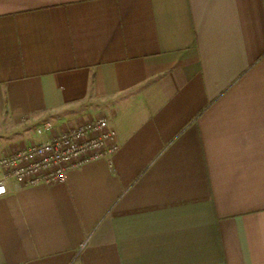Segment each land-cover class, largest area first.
Masks as SVG:
<instances>
[{
  "label": "crops",
  "instance_id": "crops-1",
  "mask_svg": "<svg viewBox=\"0 0 264 264\" xmlns=\"http://www.w3.org/2000/svg\"><path fill=\"white\" fill-rule=\"evenodd\" d=\"M100 115L110 160L7 182L0 264H264V0H0V156Z\"/></svg>",
  "mask_w": 264,
  "mask_h": 264
},
{
  "label": "built area",
  "instance_id": "built-area-1",
  "mask_svg": "<svg viewBox=\"0 0 264 264\" xmlns=\"http://www.w3.org/2000/svg\"><path fill=\"white\" fill-rule=\"evenodd\" d=\"M52 129L44 123L37 129L38 134H47L44 140L0 156V196L10 180L26 186L63 182L71 170L98 159L110 160L119 150L117 132L103 115L74 122L64 130Z\"/></svg>",
  "mask_w": 264,
  "mask_h": 264
}]
</instances>
